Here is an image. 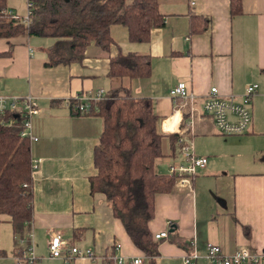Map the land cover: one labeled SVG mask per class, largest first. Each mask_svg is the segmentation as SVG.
Listing matches in <instances>:
<instances>
[{
  "label": "crops",
  "instance_id": "1",
  "mask_svg": "<svg viewBox=\"0 0 264 264\" xmlns=\"http://www.w3.org/2000/svg\"><path fill=\"white\" fill-rule=\"evenodd\" d=\"M25 2L6 0V10L22 18ZM240 2V14L231 17L229 0H158L163 25L149 32L147 42L129 43L126 30L112 26L113 44L107 50L90 44L80 62L67 65L45 66L53 39H0V95L30 96L37 105L31 119V136L36 139L30 142L32 218L27 233L17 239L21 250L20 242L30 236L24 244L32 248L34 264H61L47 256L50 233H59L80 250H91V259L77 258L72 264H111L107 258L113 242L120 244L119 254L126 258L139 255L104 196L89 193L92 149L102 121L95 115L73 113L68 102L76 95L123 87L131 97L151 101L160 133L178 137L182 115L168 97L178 82L198 96L189 139L193 154L206 158V165L187 177V183L175 181L170 193L154 197V216L147 228L151 235L166 232V238L159 240L152 261L180 264L184 255L193 252L194 264H205L207 244L219 247L223 255L238 249L253 255L264 252V142L249 153L260 152L256 163H247L240 151L227 150L230 145L252 143L253 103L261 98L264 79V0ZM191 17L205 18L209 27L190 33ZM119 51L147 56L149 76L108 78L109 60ZM250 84L258 85L259 91L250 104L249 130L235 136L239 141L230 142L201 114L200 99L211 87L222 95L239 96ZM161 151L154 173L168 175L170 166L181 163L180 157L177 152L170 154L166 139ZM9 220L0 215V264H15Z\"/></svg>",
  "mask_w": 264,
  "mask_h": 264
},
{
  "label": "trees",
  "instance_id": "2",
  "mask_svg": "<svg viewBox=\"0 0 264 264\" xmlns=\"http://www.w3.org/2000/svg\"><path fill=\"white\" fill-rule=\"evenodd\" d=\"M30 1L31 13L27 24H23L20 19L2 14L6 0H0V39L55 40L47 67L80 62L90 44L107 50L113 44L109 35L112 26L123 27L128 42L137 44L147 42L149 32L163 25L158 0ZM240 12V0H229L230 16ZM208 27L205 18L189 19L190 33ZM149 73V58L143 55L119 51L108 63L110 79H141ZM93 107L96 111L91 107L88 114L101 119L102 129L92 149L94 174L88 178L89 193L104 196L112 217L119 221L132 246L147 264H154L159 240H154L147 228L154 216V197L170 193L176 181L172 175L155 174L154 164L163 157L164 139L170 154L177 152V136L160 133L151 101L131 97L126 88L105 92ZM8 119L13 121L11 125L0 124V215L10 219L15 256L20 258L17 239L27 233L32 218V162L30 141L19 136L20 117L6 113L0 122ZM242 231L246 235L244 227Z\"/></svg>",
  "mask_w": 264,
  "mask_h": 264
},
{
  "label": "built area",
  "instance_id": "3",
  "mask_svg": "<svg viewBox=\"0 0 264 264\" xmlns=\"http://www.w3.org/2000/svg\"><path fill=\"white\" fill-rule=\"evenodd\" d=\"M32 2L26 0L24 17L17 18L8 10L2 11V14L10 16L12 19H20V22L27 24L31 13ZM259 91L258 85L250 84L245 87L243 93L239 96L222 95L215 87H211L200 99V112L206 116L212 123L219 136H240L248 132L251 124L250 104L252 99ZM104 97V92L97 91L93 95L81 94L74 96L68 106L73 113L78 115L88 114L89 109L95 112L93 107L96 102ZM173 107L181 111L182 126L177 137V153L181 163L177 166L168 168V175L176 178L180 185L187 183V177L193 176L195 171L203 169L206 165V158L197 157L193 154L192 143L189 137L192 135L193 118L196 114L195 103L198 96L193 94L185 83L178 82L168 93ZM6 113H16L21 119L20 137H26L30 142L36 139L31 136V119L37 114V105L30 96H1L0 95V118ZM185 116V118H183ZM12 120L7 122L1 120L2 125H11ZM34 169V164H31ZM24 186V185H23ZM166 238V232L153 235L154 240ZM30 236H26V241ZM25 240L20 242L24 246L21 249L20 258H15V264H31L34 260L32 248L25 246ZM112 253L107 258L111 264H143L145 258L137 255L124 257L119 254L120 244L113 242L111 245ZM47 256L50 259H59L61 264H72L77 258L91 259L93 257L91 250H80L72 246L70 242L63 239L59 233H50L47 237L46 245ZM197 256L195 253H188L183 256L180 264H194ZM205 264H264V252L253 255L243 249L234 251L231 255H223L219 247L207 244L204 254Z\"/></svg>",
  "mask_w": 264,
  "mask_h": 264
},
{
  "label": "rangeland",
  "instance_id": "4",
  "mask_svg": "<svg viewBox=\"0 0 264 264\" xmlns=\"http://www.w3.org/2000/svg\"><path fill=\"white\" fill-rule=\"evenodd\" d=\"M43 40H48V39H43ZM262 82H263L261 84L262 88L260 90L261 98L256 99L253 103L252 121H253L254 134L249 136L252 139V143H250L251 141H249V143H247L246 145L244 144L240 146L230 145V147L227 149L233 153L235 151H240L246 154L243 160H245L247 163H250L252 161H255L256 163L260 160V152L251 153V156L249 153L251 150L254 151V149L258 148L261 142H264V134H263L264 133V79L262 80ZM226 138L228 140L237 139L235 141H239V138L235 136H229ZM230 142H234V140ZM9 264H13V262H10Z\"/></svg>",
  "mask_w": 264,
  "mask_h": 264
}]
</instances>
